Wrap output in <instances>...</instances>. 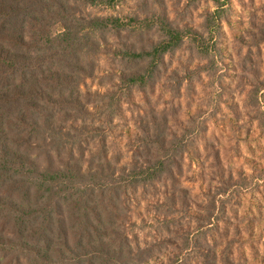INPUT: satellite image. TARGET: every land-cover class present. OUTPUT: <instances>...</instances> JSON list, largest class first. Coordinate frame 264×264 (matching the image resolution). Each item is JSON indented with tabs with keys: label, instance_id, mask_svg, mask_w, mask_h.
Segmentation results:
<instances>
[{
	"label": "trees",
	"instance_id": "1",
	"mask_svg": "<svg viewBox=\"0 0 264 264\" xmlns=\"http://www.w3.org/2000/svg\"><path fill=\"white\" fill-rule=\"evenodd\" d=\"M122 1L0 0V264H189L183 250L196 230L177 217L191 202L175 187L172 167L182 164L170 154L178 144L166 115L135 121L145 135L136 136L137 158H112L108 144L112 117L183 35L167 24L159 46L128 47L123 33L140 28L115 13ZM113 40L134 67L116 74L124 101L84 89L100 56L116 54ZM177 230L181 245L161 234ZM190 257L233 264L214 245Z\"/></svg>",
	"mask_w": 264,
	"mask_h": 264
},
{
	"label": "rangeland",
	"instance_id": "2",
	"mask_svg": "<svg viewBox=\"0 0 264 264\" xmlns=\"http://www.w3.org/2000/svg\"><path fill=\"white\" fill-rule=\"evenodd\" d=\"M116 12L137 18L140 30L123 33L128 47L159 46L168 37L167 24L183 37L149 69L142 92H133L134 103L112 117L111 157L123 163L137 158L143 147L136 152V136L145 135L135 121L166 115L175 135L170 140L178 144L170 154L182 164L172 167L175 187L185 189L191 202L190 212L177 217L193 221L189 230H196L197 241L183 250L182 260L194 264L193 247L214 245L233 264H264V0H123ZM111 43L116 54L100 56L97 77L84 89L111 91L124 101L116 74L134 67L118 53L123 44ZM161 234L181 245V230Z\"/></svg>",
	"mask_w": 264,
	"mask_h": 264
}]
</instances>
